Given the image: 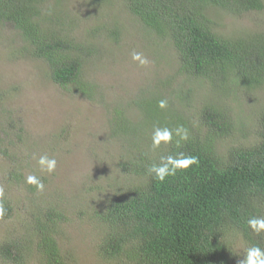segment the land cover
<instances>
[{
    "label": "trees",
    "instance_id": "16d2710c",
    "mask_svg": "<svg viewBox=\"0 0 264 264\" xmlns=\"http://www.w3.org/2000/svg\"><path fill=\"white\" fill-rule=\"evenodd\" d=\"M43 1L0 0V23H11L32 56L48 63L52 81L65 87L80 74L79 60L72 54L85 57L96 48L75 44L63 34L38 25L42 20L39 4ZM88 1L101 5L110 0ZM118 1L137 19L152 44L174 50L175 74L186 83L173 97L184 110L192 108L194 84L206 82L214 88L232 90L252 89L263 83L264 34L224 38L212 20L218 11L233 17L261 11L262 0ZM106 30L110 36L116 35ZM160 100L164 99L147 97L136 102L144 110V120L131 126L130 132L144 135L129 140L132 152L119 162L122 174L132 181L122 191L106 195L91 210L95 223L102 228L96 245L98 254L117 264H236L239 254L233 241L237 237L244 244L241 256L252 244L264 247V237L255 236L247 227L250 216H264V109L250 128L253 133L250 129L245 132V122L239 118L234 122L225 108L206 105L195 107L197 125L191 128L185 114L172 108L174 103L167 100L168 106L160 109ZM179 125L188 130V141L179 147L172 143L151 149L154 126L174 129ZM125 128L130 133L129 123ZM237 130L244 138L252 136L243 138L244 142H230L220 153V142L231 135L234 138ZM177 152L196 156L199 164L163 183L148 174V166L159 162L161 155ZM116 186L119 188L118 182ZM0 203L5 216H10L11 209L4 206L6 200ZM56 208L53 203L38 208L33 226L25 233L37 240L46 264H62L55 259L57 248L51 237L62 222L53 219ZM0 256L12 260L11 246L2 245Z\"/></svg>",
    "mask_w": 264,
    "mask_h": 264
},
{
    "label": "rangeland",
    "instance_id": "374dc122",
    "mask_svg": "<svg viewBox=\"0 0 264 264\" xmlns=\"http://www.w3.org/2000/svg\"><path fill=\"white\" fill-rule=\"evenodd\" d=\"M262 2L261 11L241 16L214 13L216 31L228 39L264 34ZM39 14L41 27L75 44H91L96 51L85 57L72 54L77 55L80 74L62 87L52 81L48 63L27 50L12 24L0 23V187L4 206L11 209L10 216L0 217V247L10 245L13 258L0 256V264H46L37 240L25 233L33 226L37 209L52 203L58 207L53 219L62 221L51 233L55 259L62 264H117L98 254L102 228L91 210L132 181L122 174L119 162L132 152L129 140L144 135L130 132L144 120V110L136 102L147 97L171 101L191 128L197 125L196 109L201 105L225 108L234 122L236 118L245 122L247 132L264 109V81L252 89L232 90L194 84L192 108L184 110L173 97L185 82L175 74L174 50L152 44L121 1L93 5L88 0H44ZM106 28L116 35L110 36ZM134 51L143 53L149 63L139 66L131 59ZM252 133L244 138L235 131L234 138L220 142L219 152L234 140H249ZM40 155L56 159L53 173H41L36 163ZM30 173L40 177L44 191L25 183ZM233 242L241 256V238Z\"/></svg>",
    "mask_w": 264,
    "mask_h": 264
},
{
    "label": "clouds",
    "instance_id": "9594fccd",
    "mask_svg": "<svg viewBox=\"0 0 264 264\" xmlns=\"http://www.w3.org/2000/svg\"><path fill=\"white\" fill-rule=\"evenodd\" d=\"M131 59L138 62L139 66H145L149 63L148 59L141 52H133ZM168 106L167 100H160L158 107L165 109ZM174 138H176L174 140ZM151 149L156 150L161 145H169L175 143L179 147L181 142H186L189 139L188 130L183 126L169 128L167 126H154L151 133ZM41 173L51 174L55 171L57 161L54 157L48 155H40L36 160ZM199 160L196 156L185 155L184 152H177L175 155L169 153L161 155L159 162L151 163L147 172L154 180L163 183L169 177L176 176L179 172L186 171L193 165H198ZM25 183L36 187L37 191H44L45 185L43 181L35 174H28L25 177ZM4 189L0 187V201L4 197ZM5 209L0 203V217L4 215ZM247 227L257 237H264V216L253 215L247 219ZM236 264H264V247L259 243L252 244L244 250L242 256L236 255Z\"/></svg>",
    "mask_w": 264,
    "mask_h": 264
}]
</instances>
